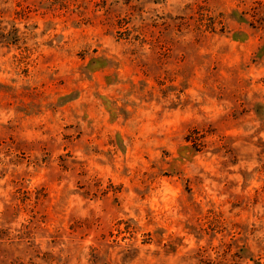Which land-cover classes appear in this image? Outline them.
I'll return each instance as SVG.
<instances>
[{
	"label": "rangeland",
	"instance_id": "374dc122",
	"mask_svg": "<svg viewBox=\"0 0 264 264\" xmlns=\"http://www.w3.org/2000/svg\"><path fill=\"white\" fill-rule=\"evenodd\" d=\"M0 264H264V0H0Z\"/></svg>",
	"mask_w": 264,
	"mask_h": 264
}]
</instances>
